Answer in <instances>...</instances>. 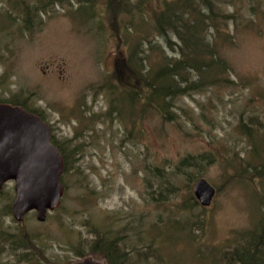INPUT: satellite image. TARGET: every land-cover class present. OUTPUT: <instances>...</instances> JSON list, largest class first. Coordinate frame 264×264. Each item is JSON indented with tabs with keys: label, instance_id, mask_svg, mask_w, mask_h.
Returning a JSON list of instances; mask_svg holds the SVG:
<instances>
[{
	"label": "rangeland",
	"instance_id": "1",
	"mask_svg": "<svg viewBox=\"0 0 264 264\" xmlns=\"http://www.w3.org/2000/svg\"><path fill=\"white\" fill-rule=\"evenodd\" d=\"M19 1L0 0V101L18 99L39 113L52 143L70 154L72 169L62 176L61 207L45 223L31 213L17 224L10 214L0 219V229L37 238L53 264L81 260L76 254L94 239V228L121 237L131 264H225L233 240L260 216L258 191L242 172L255 157L240 125L250 117L264 123V15L253 27L229 24L235 45L223 47L222 56L236 84L174 100L168 121L145 109L144 100L132 104L136 85H121L114 76L133 53H145L148 66L160 53L173 57L154 37L152 16L162 0H145L140 12L138 0H120L132 14L117 15L110 0H94L89 8L66 1L28 28L24 18L15 20ZM257 1L264 8V0ZM221 2L227 13L237 9L243 16L250 4ZM200 157L213 160L198 166L193 159ZM186 159L192 166L183 168ZM162 172L177 194L160 206L149 194L158 197L154 175ZM202 178L217 191L208 209L189 204ZM262 178L251 177L261 193ZM14 187L10 182L0 193V211L11 209ZM14 262L9 253L0 255V264Z\"/></svg>",
	"mask_w": 264,
	"mask_h": 264
},
{
	"label": "trees",
	"instance_id": "2",
	"mask_svg": "<svg viewBox=\"0 0 264 264\" xmlns=\"http://www.w3.org/2000/svg\"><path fill=\"white\" fill-rule=\"evenodd\" d=\"M66 1L72 2V0H20L19 13L16 14L15 20L19 17L24 18L23 21L28 28L35 19L41 17L42 13ZM75 1L78 6L86 5L88 8L95 2L94 0ZM228 1L234 6L235 0ZM245 1L250 4L243 16L237 9L227 13L221 8V0H162L160 8L154 10L152 16L154 37L164 41L165 50H169L173 57L160 53L152 66L146 65L149 58L145 53H133L127 61H122L114 76L121 85L130 86L133 83L136 85L133 88L134 92L128 97L132 104L144 100L145 109L152 107L170 121L173 119L171 108L174 100L194 92H202L209 87L230 88L235 85L236 82L229 77L230 64L222 56L223 47L235 45L234 37L228 32L229 24L231 23L235 28L253 27L256 23L255 19L264 15V8L259 6L258 1ZM260 1L263 4L262 0ZM122 2L110 0L109 7L115 15L120 10L132 14V10L123 7ZM144 3L145 0H138L136 8L139 12L146 9ZM6 16L14 18L10 12ZM156 48L155 46L154 49ZM161 52L164 51L161 49ZM133 60L136 61V67L133 65ZM131 81L133 83L130 84ZM142 89L148 90L150 96H142L139 92ZM1 103L26 109L25 102H20L18 99L0 101ZM30 112L43 119L39 113ZM241 122L240 133L248 139L251 145L249 154L255 157L254 160L249 157L247 167L242 169V172L248 173L250 176L248 180L258 191L260 216L250 230L238 234L231 243L230 249L223 254L222 260L225 264H264V191L261 193L257 181L251 180L254 174L260 179H263L264 175V123L258 117L242 119ZM57 147L66 159L64 170L67 174L72 169L69 159L71 156L65 154L60 146ZM193 160L201 166L203 163L210 164L213 159L200 157ZM191 166L188 159L181 164L183 168ZM154 176L159 180V193L158 197L152 194L149 196L153 203L161 206L177 193L169 185L164 172ZM262 183L264 184V180ZM165 184L169 186L164 187ZM189 202L192 207L199 205L194 195H190ZM185 208L187 209V206L183 211ZM10 210V205L1 210L0 219L9 217ZM91 232L94 239L87 244L85 250L76 254L77 258H97L106 264H131L129 256L132 252L121 246L122 238L114 237V231L107 229L103 232L94 228ZM3 253L14 256V264H53L45 247L38 244L37 238L24 231L13 234L0 229V255Z\"/></svg>",
	"mask_w": 264,
	"mask_h": 264
},
{
	"label": "water",
	"instance_id": "3",
	"mask_svg": "<svg viewBox=\"0 0 264 264\" xmlns=\"http://www.w3.org/2000/svg\"><path fill=\"white\" fill-rule=\"evenodd\" d=\"M51 137L50 127L39 116L21 106L0 104V193L15 183L11 214L17 224H24L31 213L45 223L62 205L65 162ZM216 194L206 179L194 185L193 195L203 209L212 206ZM72 264L106 263L87 257Z\"/></svg>",
	"mask_w": 264,
	"mask_h": 264
},
{
	"label": "flooded vegetation",
	"instance_id": "4",
	"mask_svg": "<svg viewBox=\"0 0 264 264\" xmlns=\"http://www.w3.org/2000/svg\"><path fill=\"white\" fill-rule=\"evenodd\" d=\"M107 5H108V3H107ZM57 6H58V4H57ZM62 6H63V4H62ZM26 110V109H25ZM27 112H29V113H31L29 110H26ZM33 114V113H32ZM43 120V119H42ZM44 121V120H43ZM45 122V121H44ZM51 139H52V137H51ZM51 142H52V140H51ZM53 144V143H52ZM54 145V144H53ZM60 150V149H59ZM60 152H61V154H62V151L60 150ZM63 155V154H62ZM63 157H64V155H63ZM66 161V159H65V157H64V162Z\"/></svg>",
	"mask_w": 264,
	"mask_h": 264
}]
</instances>
